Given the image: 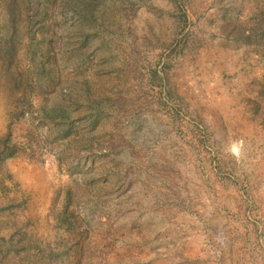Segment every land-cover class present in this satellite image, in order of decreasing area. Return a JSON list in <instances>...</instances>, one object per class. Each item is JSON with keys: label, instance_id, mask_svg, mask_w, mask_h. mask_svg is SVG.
Wrapping results in <instances>:
<instances>
[{"label": "rangeland", "instance_id": "1", "mask_svg": "<svg viewBox=\"0 0 264 264\" xmlns=\"http://www.w3.org/2000/svg\"><path fill=\"white\" fill-rule=\"evenodd\" d=\"M0 264H264V0H0Z\"/></svg>", "mask_w": 264, "mask_h": 264}]
</instances>
